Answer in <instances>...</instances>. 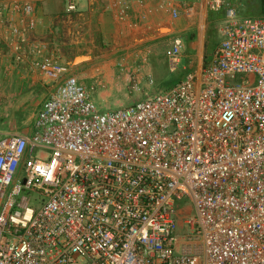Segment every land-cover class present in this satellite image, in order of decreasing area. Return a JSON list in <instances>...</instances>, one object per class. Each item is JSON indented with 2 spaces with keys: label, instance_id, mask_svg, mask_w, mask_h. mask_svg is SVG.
Masks as SVG:
<instances>
[{
  "label": "built area",
  "instance_id": "obj_1",
  "mask_svg": "<svg viewBox=\"0 0 264 264\" xmlns=\"http://www.w3.org/2000/svg\"><path fill=\"white\" fill-rule=\"evenodd\" d=\"M231 1L207 0L226 11L211 61L101 111L70 64L26 44L33 3L0 0L16 61L56 82L31 132L0 133V264H264V15ZM183 48L176 36L171 71Z\"/></svg>",
  "mask_w": 264,
  "mask_h": 264
},
{
  "label": "crops",
  "instance_id": "obj_2",
  "mask_svg": "<svg viewBox=\"0 0 264 264\" xmlns=\"http://www.w3.org/2000/svg\"><path fill=\"white\" fill-rule=\"evenodd\" d=\"M23 1L33 3L36 20L35 28L27 33L26 44L44 42L48 46L47 53L68 64L72 63L71 55L88 56L87 60L71 65L78 74L105 80V87L99 86L98 96L102 99L107 97L108 87L117 91L126 87L132 91V80L136 79L139 87L146 89L158 78H164L169 70L168 55L174 39L170 35L188 29L199 10L208 16L220 11L208 10L207 0H172L179 9V16L173 17L169 10L160 7L161 2L168 0H145L144 4L133 1L129 16L122 20L117 15V0H76L77 9L71 12L67 10L68 0ZM9 35L8 27L0 24L3 45H6L4 38ZM196 40L188 42L190 50L195 49ZM185 51L184 46L182 63L190 67V71L206 64L200 58L196 61L194 53ZM213 53L207 56L208 62ZM8 54L13 55V52L9 49ZM20 64L18 73L21 75L16 87L24 81L30 90L27 97L37 95L42 108L56 82L29 61ZM8 132L12 131L3 133ZM17 132L29 133L26 130Z\"/></svg>",
  "mask_w": 264,
  "mask_h": 264
},
{
  "label": "rangeland",
  "instance_id": "obj_3",
  "mask_svg": "<svg viewBox=\"0 0 264 264\" xmlns=\"http://www.w3.org/2000/svg\"><path fill=\"white\" fill-rule=\"evenodd\" d=\"M246 1L247 0H240L233 4L239 17L247 15L245 13ZM196 6H198V4ZM262 15H264L263 12H251L248 16ZM195 16V22L191 24L188 29L178 31L170 35V37L173 39L175 36H180L187 50L185 52L194 53V59L197 61L200 58V61L204 64L206 63L205 60L207 56H211L214 49L224 39L225 16L222 19L211 20L208 14H204L201 10H199V13L195 14ZM190 40H196L194 50H190L188 46ZM171 47L172 44H170V48ZM9 49L7 44L3 45L0 42V132L22 130L29 132L34 128L36 115L41 109V101L37 95H30V97H27L30 90H28L29 87L24 81H21L20 85L16 87L18 78L21 75V73H18V70H21V64L16 61L13 55L8 54ZM78 57L79 56L75 57L71 55V62L77 64L89 58L88 56L84 58ZM182 62L183 59L175 71H171L169 68L164 78H158L154 84L146 89L139 87L138 90L130 91V89L125 87L122 91H117L107 86L109 93L104 99L98 96L100 90L99 86L105 87L106 83L102 77L91 78L84 74H78V71L71 65L72 63H70V66L72 71L88 89L91 90V87L94 88L91 90L94 96L93 101L99 110L107 111L115 110L138 100L145 99L148 95H152L155 92L169 89V87L181 81L190 71V67H184ZM243 76H245V74ZM1 136L0 134V137Z\"/></svg>",
  "mask_w": 264,
  "mask_h": 264
},
{
  "label": "trees",
  "instance_id": "obj_4",
  "mask_svg": "<svg viewBox=\"0 0 264 264\" xmlns=\"http://www.w3.org/2000/svg\"><path fill=\"white\" fill-rule=\"evenodd\" d=\"M246 16L249 15L251 12H263L264 13V0H247L246 1ZM234 2H229V5H233ZM225 16V9L220 10L219 12H211L209 14V17L211 20L215 19H222ZM206 64L208 63V60H205Z\"/></svg>",
  "mask_w": 264,
  "mask_h": 264
},
{
  "label": "water",
  "instance_id": "obj_5",
  "mask_svg": "<svg viewBox=\"0 0 264 264\" xmlns=\"http://www.w3.org/2000/svg\"><path fill=\"white\" fill-rule=\"evenodd\" d=\"M85 56H79L78 58H84Z\"/></svg>",
  "mask_w": 264,
  "mask_h": 264
}]
</instances>
